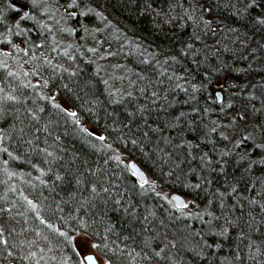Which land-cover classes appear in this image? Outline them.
<instances>
[{
	"label": "trees",
	"instance_id": "trees-1",
	"mask_svg": "<svg viewBox=\"0 0 264 264\" xmlns=\"http://www.w3.org/2000/svg\"><path fill=\"white\" fill-rule=\"evenodd\" d=\"M49 2L76 25L70 43L55 37ZM44 3L43 25L13 29L18 48L0 35L8 65L0 64V264H84L72 244L76 229L107 264H264V149L252 146L264 143V24L252 22L264 17V0ZM0 11L17 18L7 0ZM222 25L236 32L227 46L204 48L197 37L211 46L216 38L206 34L215 26L221 39ZM92 41L116 56L111 83L123 94H110ZM201 80L205 89H189ZM179 86L192 94L182 97ZM240 111L255 139L235 146L224 128ZM130 159L155 185L134 180ZM172 191L194 205L175 207Z\"/></svg>",
	"mask_w": 264,
	"mask_h": 264
},
{
	"label": "rangeland",
	"instance_id": "rangeland-1",
	"mask_svg": "<svg viewBox=\"0 0 264 264\" xmlns=\"http://www.w3.org/2000/svg\"><path fill=\"white\" fill-rule=\"evenodd\" d=\"M247 2H248V0H247ZM256 2H257V0H256ZM250 4V5H249ZM249 4H247L249 7H254L251 3H249ZM257 4V3H256ZM48 5H49V7H51L50 9V13H49V16L50 17H52V20H53V22H52V26H53V33H54V35H56V38L57 39H61V40H63V42L64 43H70V41L72 40V37H71V34L70 33H66V32H70L71 31V29H70V26H69V23H68V16H69V12H66L64 9H63V6L62 5H58L57 3H51V2H49L48 3ZM257 6V5H256ZM247 17V16H246ZM257 17H262V15H257ZM51 20V21H52ZM214 20V23H216V19H213ZM252 22L253 23H255L256 25H260L259 23V21L256 19V17H255V20H254V18H252ZM207 30H205L206 32H208V30H210V32H208L206 35L207 36H210V37H214V38H216V40H215V42L213 41V45H208V43L205 41V42H203V40H201L200 38L199 39H197L198 41H201V45L204 47V48H206V47H217L218 48V46H221V50H222V48H224V46L226 45L227 46V44H226V40H229V39H226L228 36H231L233 33H236V32H234V29H233V26H230V27H227V26H225V25H222L221 26V35L222 36H220L221 37V39H218L217 38V36H215V35H218L217 34V32H214V33H211V31H213V30H216V28H215V26L214 27H211L210 29H208L207 27H205ZM201 31H203V27H202V29L201 28H199ZM237 30V29H236ZM62 32H65L66 33V37H64L63 35H61V33ZM123 33V32H122ZM230 34V35H226V34ZM88 36H89V38L90 39H92L93 38V33L91 32V31H89L88 32ZM76 35V34H75ZM197 36V35H196ZM234 35H232V37H233ZM199 37V36H198ZM230 38V37H229ZM94 40L93 41H95V38H93ZM92 41V42H93ZM130 42V41H129ZM91 43V42H90ZM261 43L262 44H264V42H260V45H261ZM89 44V43H88ZM132 44H134V48L136 49H142V47L143 46H141V44L140 43H128L127 45L128 46H132ZM126 45V46H127ZM119 47H120V45H118ZM225 46V47H226ZM263 46V45H262ZM102 48H103V50H102ZM214 48V51H217L216 49ZM93 50L95 51V52H97V56L98 57H100V55H102V54H104V53H106V50H105V45L104 46H102L101 48H98V45L97 44H95L94 42H93ZM93 51V52H94ZM212 52V54L214 53L213 51H211ZM158 52H153V53H151V54H157ZM120 53H117V55H119ZM85 55V54H84ZM114 55V54H113ZM115 58H116V56H115ZM115 58H113V57H111L109 54L108 55H106V56H104L102 59H98V64H99V66H100V68H102V74L104 75L105 74V76L108 78V82H109V84L111 85L112 83H115V81L114 82H112L111 83V78H112V75H111V73H112V71H113V66L110 64V63H112L113 61H115ZM110 62V63H109ZM117 62H119V59L117 60ZM116 63V62H115ZM152 63V62H151ZM120 64V63H119ZM120 65H124V63H121ZM252 66V65H251ZM115 67V66H114ZM117 68V67H116ZM169 73V75L171 76V78L173 77V78H175L176 79V82L177 81H180L181 82V79H183V77H181L180 75H178V74H173V71H169L168 72ZM242 74H243V76H244V74H246L245 72H242ZM110 77V78H109ZM184 77H187L186 75L184 76ZM187 78H189V76L187 77ZM190 79V78H189ZM107 81H105V83H107ZM190 81H192L191 79H190ZM187 82H189L188 80H187ZM104 83V84H105ZM191 83V82H190ZM120 84V83H119ZM118 84V85H119ZM113 85V84H112ZM118 85L117 86H115V85H113V87H114V93H113V91H112V93L110 92V94H112V95H114V94H116V95H118V94H123L122 92H121V90H120V88L119 89H117V87H118ZM177 87V86H176ZM189 87V89H192V87L189 85L188 86ZM223 86L222 85H220L219 87L217 86V89H216V91H215V94L216 93H218V94H220V95H223V97L221 98V100H219L216 96H215V100L218 102V103H222L223 102V100H224V98H225V94L222 92V90H223ZM178 89H179V92L180 93H178L179 95H181V94H183V95H181L182 97H186L187 95H189V94H192V93H190L189 92V89L187 88V87H185V86H179L178 87ZM188 89V90H187ZM183 90H184V92H183ZM205 93H206V91H205ZM195 94V93H194ZM226 94H230L229 92H227ZM61 103H63V101L60 99L59 100ZM236 113L234 112V113H232L230 116H229V118H232L233 116H236L235 115ZM246 116V115H245ZM247 117V116H246ZM239 122H242V123H239ZM245 125V128L248 126V127H251V125H250V123H249V119H244V121L243 120H240L239 118H237V120L236 121H233L232 119H231V121H229V122H226V127L224 128V130H225V132L227 133V135H226V139H229V140H231L232 138H234V137H237L236 139H238V138H240V134H238L239 133V129L238 128H241V127H243ZM244 127H243V131H246V129H245ZM242 131V132H243ZM247 132V131H246ZM237 144H235V146H236ZM254 153V152H253ZM136 161V160H135ZM133 163L134 162H130L129 160L127 161V166H128V170H129V172H131L132 173V171L131 170H134V168H132V165H133ZM259 163V166L261 165L260 163L261 162H258ZM133 166H135L136 167V165L134 164ZM131 168V169H130ZM130 173V174H131ZM132 176L134 175V174H131ZM144 185H146V184H144ZM175 192H177V193H179V195L181 196H184V197H186V198H189L190 196H188V195H186V194H184V193H182V192H178V191H172V193H175ZM182 196H181V198H182ZM174 206L175 207H177V208H179L176 204H174ZM186 205L183 207V208H181V210H186V208L188 207H186ZM72 241H73V246L76 248V250L78 251V253L80 254V256L83 258V259H85V257H88L89 255H92V256H94V259L96 260V262L98 263V264H107L106 263V261H105V258L102 256V254H100V253H98V251H97V249H96V244H95V242H94V239L90 236V235H88L87 234V232L85 231V230H83V229H76L75 231H73V234H72Z\"/></svg>",
	"mask_w": 264,
	"mask_h": 264
},
{
	"label": "snow or ice",
	"instance_id": "snow-or-ice-1",
	"mask_svg": "<svg viewBox=\"0 0 264 264\" xmlns=\"http://www.w3.org/2000/svg\"><path fill=\"white\" fill-rule=\"evenodd\" d=\"M8 2V8L15 10L16 12V16L17 18L10 21L8 19V17L6 16L5 11H0V26H2L4 28V33H0V35H3V39L4 41H7L8 44L11 45L12 48H18L19 45L13 44L12 43V33H13V29L16 30L17 34L20 33H27L28 31H30L31 29L28 28H23L21 27V23L22 22H27V21H34L36 23H39L41 25H43V21L42 20H38L37 17V13L38 12H44L47 13L48 11V5L46 3H44V0H23V2H21V0H7ZM250 3L253 6H256V0H250ZM77 4V0H71L70 3V7L73 5ZM246 9V6H245ZM70 15H76L75 12L70 13ZM256 19L261 23L264 24V17H256ZM201 20H203V17H201ZM205 24L210 23L209 21H204ZM35 27V24H34ZM45 28H49L50 25H44ZM74 31V29H73ZM197 39H199V37H197ZM26 43V42H25ZM43 43V42H41ZM35 46H39V45H35ZM188 47L190 48L191 45H188ZM24 51H27V48L23 49ZM45 60H47V58L45 57ZM3 67L5 69L8 68L7 64H4ZM12 74V73H10ZM203 75L207 76L208 73H204ZM191 87L193 89L196 88H200L201 90L205 89V84L203 82V80H201L199 82V84H193L191 85ZM218 97V93L214 94ZM4 99H11V100H17L16 96H12V95H5V97H3ZM58 106V105H57ZM65 111H67V109H64ZM33 115H35V113H33ZM72 115H75V113H72ZM237 118H239L240 120H244L246 119L245 113L243 111H240L237 113L236 116H233L231 119L233 121H236ZM261 129V138L264 139V125H260L259 126ZM215 129H213L214 131ZM221 135H224L223 133H221ZM101 140L104 139L103 136L99 137ZM242 140H252L254 141V137L252 136L251 133L243 131L240 133V138H238L237 140L234 141L235 144H239ZM253 148L256 149H264V143H261L259 145L253 143ZM175 200L180 202L179 206H184L183 205V201L181 200V198L179 196H175L174 197ZM184 215H192L191 213H183ZM209 216L212 215V213H208ZM224 231H227V229H224ZM224 232H220V235H223ZM205 244H207V242L205 241ZM210 247V245H209Z\"/></svg>",
	"mask_w": 264,
	"mask_h": 264
},
{
	"label": "bare ground",
	"instance_id": "bare-ground-1",
	"mask_svg": "<svg viewBox=\"0 0 264 264\" xmlns=\"http://www.w3.org/2000/svg\"><path fill=\"white\" fill-rule=\"evenodd\" d=\"M52 18V17H51ZM68 20V23H69V26H70V29H71V31L70 32H66V33H74V31H73V29H75L76 28V25H74V24H72L71 23V20L68 18L67 19ZM53 22V20L51 21V22H49V23H52ZM46 23V22H45ZM49 23H46L45 25H48ZM66 33L65 32H62L61 33V35H63L64 37H66L67 35H66ZM55 37H56V35H55ZM59 41L61 40V39H58ZM105 55L104 54H102V55H100V57H98V59H102L103 57H104ZM0 57H1V55H0ZM0 64L1 65H4V63H3V61L1 62V59H0ZM216 96V95H215ZM217 97V96H216ZM219 97H223V95H218V99H220ZM244 121V120H243ZM244 128H245V125L243 126ZM86 128H87V130L89 131V132H91V133H93V134H95V135H97L98 137H100V136H103L100 132H97L95 129H93L92 127H91V125L90 124H86ZM249 127L247 126L245 129L247 130ZM130 162H134L133 164H135L136 165V169L135 170H131L132 171V173L131 174H134L133 175V178H134V180L138 183V184H140V185H142V186H144V184H146V185H148V184H150V185H155V184H153V181L154 180H152V177H151V175H150V172H149V170H148V168L145 166V165H143L142 164V162H140V161H135V159H130L129 160ZM131 169V168H130ZM175 196H179V197H181L180 195H179V193H177V192H175V193H169V195H168V197H169V200L172 202V204L174 205V204H176L178 207H179V209H181V208H183L185 205H186V207L188 206V207H190V206H192V205H194V203H192L191 202V199L192 198H186V197H184V196H182V198H183V200H184V202H185V205L184 206H179L180 204H178L176 201H175V199H174V197ZM198 203V202H197ZM198 205H199V203H198ZM185 207V208H186ZM81 257V256H80ZM82 258V257H81ZM82 261H83V263L84 264H88L87 262H86V260L85 259H83L82 258ZM98 264V263H97Z\"/></svg>",
	"mask_w": 264,
	"mask_h": 264
},
{
	"label": "water",
	"instance_id": "water-1",
	"mask_svg": "<svg viewBox=\"0 0 264 264\" xmlns=\"http://www.w3.org/2000/svg\"><path fill=\"white\" fill-rule=\"evenodd\" d=\"M220 99L219 100H221V97H219ZM134 165V164H133ZM132 165V168H134V170L136 169V167L135 166H133ZM181 198V197H180ZM181 200L183 201V204L185 205V202H184V200H183V198H181ZM178 204H180V202L179 201H177V200H175ZM85 260H86V262L88 263V264H97V262H96V260L94 259V256H92V255H89L88 257H85Z\"/></svg>",
	"mask_w": 264,
	"mask_h": 264
}]
</instances>
